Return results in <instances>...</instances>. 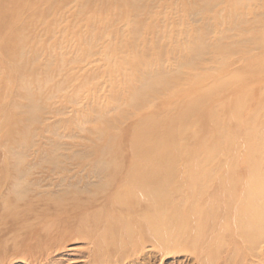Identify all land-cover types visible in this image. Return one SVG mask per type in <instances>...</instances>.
<instances>
[{
	"label": "rangeland",
	"instance_id": "1",
	"mask_svg": "<svg viewBox=\"0 0 264 264\" xmlns=\"http://www.w3.org/2000/svg\"><path fill=\"white\" fill-rule=\"evenodd\" d=\"M123 1L0 0V231L5 229L0 236L19 232L13 215L25 216L28 202L37 211L47 196L95 191L101 180L92 173L100 155L119 148L126 159L130 131L140 117L176 118L186 100L180 93L188 89L187 75L196 76L195 93L201 94L214 82L264 61V0H243L240 6L229 0ZM134 70L166 76L173 91L147 90L142 76L125 84L123 76H133ZM260 70L254 82L235 90L252 89L242 125L228 122V112L217 104L230 97L231 86L216 102L201 100L196 112L215 113L235 137L240 155L250 134L252 149L264 156ZM132 91L145 103H132ZM194 118L174 119L175 130L185 131L180 142L189 148L212 137L214 143L215 127ZM223 161L217 154L216 163ZM184 165L180 161L175 169L183 182ZM22 187L30 201L16 195ZM85 249L71 241L51 256L55 264H82ZM178 251L168 249L161 257L144 249L137 263L183 264L188 257ZM11 264L28 263L14 259Z\"/></svg>",
	"mask_w": 264,
	"mask_h": 264
},
{
	"label": "bare ground",
	"instance_id": "2",
	"mask_svg": "<svg viewBox=\"0 0 264 264\" xmlns=\"http://www.w3.org/2000/svg\"><path fill=\"white\" fill-rule=\"evenodd\" d=\"M229 1L243 4V0ZM22 4L29 6L28 1ZM262 67L264 61L258 60L251 70L218 80L201 94L195 93L196 76L187 75L188 89L180 93L186 100L174 119L183 123L196 116L205 121L217 130L214 143L208 137L187 148L180 142L185 131L175 130L174 119L164 121L156 113L138 118L130 131L126 159L119 148L99 156L92 175L101 183L90 195L65 191L47 196L37 211L28 202L25 216L14 213L20 229L0 236V264L14 259L55 264L51 255L71 241L85 245L82 264H138L144 249L163 257L168 249L178 248L188 257L187 264H263L264 156L252 149L250 134L245 135L240 155L235 137L225 131L215 113L196 114L201 100L216 102L222 90L231 86L230 97L217 104L228 112V122L242 125L241 112L252 98V89L241 94L235 90L254 82ZM140 71L124 75L123 82L142 76L147 90L160 86L173 91L174 84L170 86L166 76ZM130 96L132 103H145L143 95L132 91ZM217 154H222L223 162L216 163ZM180 161L185 162V182L175 177ZM164 166L169 170L163 172ZM24 188L16 194H22L21 200L28 197ZM0 199L4 200L2 191Z\"/></svg>",
	"mask_w": 264,
	"mask_h": 264
}]
</instances>
